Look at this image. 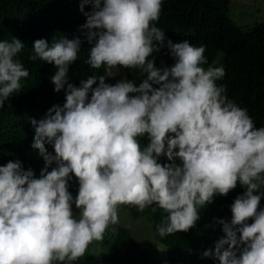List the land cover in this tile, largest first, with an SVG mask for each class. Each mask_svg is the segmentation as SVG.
Returning a JSON list of instances; mask_svg holds the SVG:
<instances>
[{
  "label": "clouds",
  "instance_id": "clouds-1",
  "mask_svg": "<svg viewBox=\"0 0 264 264\" xmlns=\"http://www.w3.org/2000/svg\"><path fill=\"white\" fill-rule=\"evenodd\" d=\"M87 3L86 74L68 73L79 39L37 40L29 57L0 41V136L44 165L39 178L18 160L0 166V264H71L102 240V264H195L197 248L168 253L208 224L203 258L264 264V127L217 86L223 54L217 67L219 54L168 40L175 63L155 67L162 0H81L82 13Z\"/></svg>",
  "mask_w": 264,
  "mask_h": 264
},
{
  "label": "trees",
  "instance_id": "trees-1",
  "mask_svg": "<svg viewBox=\"0 0 264 264\" xmlns=\"http://www.w3.org/2000/svg\"><path fill=\"white\" fill-rule=\"evenodd\" d=\"M229 1L162 0L160 17L154 26L165 32V42L163 46L157 45L160 50L149 59L154 61L155 67L164 62L168 67L173 66L175 60L168 50V40L173 44L187 40L193 46H204L205 57L212 60L217 54H223L225 75L217 81V86L225 87L224 95L228 99L249 108L251 118L258 123L254 122L256 127H264V23L246 29L237 26L229 18ZM80 4L81 0H0V41L18 39L24 45L21 52L29 57L37 40L44 39L51 45L60 38L79 39V58L69 66L68 73L72 76L86 74L88 68L83 64V57L87 49V30L83 25L87 16L84 13L90 14L93 8L91 3H87L82 13ZM24 54L20 57L29 60ZM31 62L45 70L54 67L39 60ZM126 69L120 70L124 72ZM97 71L104 74L103 70ZM20 143L16 136H0V166L18 160L26 167L31 166L35 177L39 178L44 165L27 159L24 151L18 148ZM32 163L35 166L30 165ZM217 230L214 224L204 228L196 225L187 234H177L171 245L177 252L168 253L172 255L170 260L184 261L197 248L199 257L195 264H219L215 259L200 255L201 251L214 249ZM180 238L181 242L193 246L184 250ZM110 245L105 240L96 242L91 249L88 247L84 258L71 264H102ZM138 246V243H128V253L135 252ZM152 249L153 246L146 247V250ZM126 259L121 258L122 261Z\"/></svg>",
  "mask_w": 264,
  "mask_h": 264
},
{
  "label": "rangeland",
  "instance_id": "rangeland-1",
  "mask_svg": "<svg viewBox=\"0 0 264 264\" xmlns=\"http://www.w3.org/2000/svg\"><path fill=\"white\" fill-rule=\"evenodd\" d=\"M229 7V18L243 29L264 23V0H230ZM221 57L214 61L217 67L223 66Z\"/></svg>",
  "mask_w": 264,
  "mask_h": 264
}]
</instances>
